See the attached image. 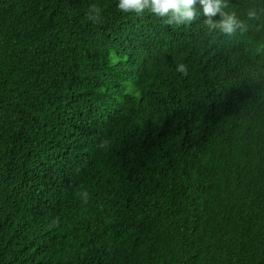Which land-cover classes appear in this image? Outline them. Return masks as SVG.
Returning <instances> with one entry per match:
<instances>
[{
    "label": "trees",
    "instance_id": "obj_1",
    "mask_svg": "<svg viewBox=\"0 0 264 264\" xmlns=\"http://www.w3.org/2000/svg\"><path fill=\"white\" fill-rule=\"evenodd\" d=\"M236 3L260 10L258 44L232 42L254 52L264 0ZM148 13L0 0V264H264V59L191 70L189 105L167 96L143 122L132 100L154 94V48L114 47Z\"/></svg>",
    "mask_w": 264,
    "mask_h": 264
},
{
    "label": "clouds",
    "instance_id": "obj_2",
    "mask_svg": "<svg viewBox=\"0 0 264 264\" xmlns=\"http://www.w3.org/2000/svg\"><path fill=\"white\" fill-rule=\"evenodd\" d=\"M232 0H116V7L121 12H134L137 15L144 13L145 11L152 13L153 18H149L142 25L143 30L151 27L152 33H142L143 40L138 43L139 46L146 45L144 48L147 51L151 50L150 42L154 48V54L147 65L151 69L158 70L159 80L154 86L155 94H164L166 88H171L175 82L176 88H178L181 94H184L187 89V79L190 73L197 64L204 66L210 63L212 66H218L222 72L236 71L234 66L236 63H243L247 66H254L259 64L264 59V46H260L257 51L253 53L246 52V48L239 43L233 41H242L243 39L236 32L245 33L251 27L250 23L241 19L236 12L224 11ZM90 19L95 20L98 13L95 8L91 10ZM259 11L257 8H247L243 15L248 21L257 19ZM217 15V16H215ZM200 17L203 20V24L211 31L214 29V33L211 36L206 30L200 26ZM144 24V25H143ZM151 25V26H150ZM205 32L204 38L199 42L200 46H191L185 52V57L192 63L188 69H185L184 65V49L185 44L188 42L189 37L197 38L199 32ZM221 32V35L218 33ZM141 33L138 30H130L121 39L124 40L125 46L120 47L115 45V49L118 53L125 51L129 44L134 43ZM226 39H230L227 43ZM132 39V41H130ZM232 45V46H231ZM125 49V50H124ZM236 49L241 51L242 55H239V61L230 64V57L228 56V50ZM116 62L120 61V56L115 55ZM137 54L131 53L126 55L124 63L135 64ZM130 57V60L128 59ZM175 62L171 61V59ZM247 60V61H246ZM238 72V71H236ZM176 92V91H175ZM153 94V96L155 95ZM153 96L140 95L138 99L132 100V104L136 107L137 112L143 122H147L156 110L157 105L151 103ZM127 98L125 100V103ZM188 101L177 102L175 108H182L188 106ZM124 103V104H125ZM164 108V107H163ZM204 124V120L200 121ZM200 123H197L199 125Z\"/></svg>",
    "mask_w": 264,
    "mask_h": 264
},
{
    "label": "water",
    "instance_id": "obj_3",
    "mask_svg": "<svg viewBox=\"0 0 264 264\" xmlns=\"http://www.w3.org/2000/svg\"><path fill=\"white\" fill-rule=\"evenodd\" d=\"M236 2H237V0H232V2H231L228 6H226V8H225L224 11L228 12V11L230 10L231 12H236L237 15H238L241 19L245 20V22H247V23H250V22H249V21H248V20H247L242 14H241V13H242V12H241L242 9H241L240 6H238V3H236ZM215 16H217V15H215ZM203 20H204V19H201V17H200V26H199V28H201V29H203V26H205V25L203 24ZM250 24H251V23H250ZM221 34H222L221 32L218 33V35H221ZM233 34H237V35H239V37H241L243 40H246V41H250V42H254V43H255V44H250V45H248L249 47H255L256 44H258L259 34H258L256 28H255L252 24H251V27L249 28V30H248L247 32L242 33V34L239 33V32H236V33H233ZM204 35H205V32H203V30L200 31L198 37L196 38L197 41H198V42H201V41L203 40V38H204ZM245 51L248 52V53H253L251 49H246ZM255 51H257V49H256ZM255 51H254V52H255ZM253 54H254V53H253ZM239 55H240V56H244V55H242L241 51H239ZM228 56H231V55L228 54ZM170 59H171V58H170ZM171 61L175 62V60H173V59H171ZM236 61H239V58H234V56L232 55V56L230 57V64H233V63L236 62ZM246 61H247V60H246ZM201 66H202V65H201ZM129 68H131V70H132V69H133V66L130 65ZM196 68H198V64H197L193 69H196ZM127 69H128V66H126L125 69H124V73H125L126 76H127ZM193 69H192V70H193ZM190 71H191V70H190ZM131 75L133 76V79L136 77V75H135L134 73H131ZM131 75L129 76L128 81H130L129 79H130ZM131 82H132V80H131ZM178 90H179V89L176 88V92L174 93V92H172V91L170 90V88H169V89H165V91L168 92V94H166V95H164V96L161 95L160 97H158V94H155V90H154V94H155L154 97H155L157 100H161V101H156L157 104H158V105H157V108H158V109H161V108L164 107V104H165V101H166V97H167V96H169L170 98H172L171 101H170L169 106L175 105L177 102H180V101H188V100H187V99H188V98H187V95H188V87H187L186 92H185L184 94H181ZM164 93H165V92H164ZM154 97H152V98H154Z\"/></svg>",
    "mask_w": 264,
    "mask_h": 264
},
{
    "label": "bare ground",
    "instance_id": "obj_4",
    "mask_svg": "<svg viewBox=\"0 0 264 264\" xmlns=\"http://www.w3.org/2000/svg\"><path fill=\"white\" fill-rule=\"evenodd\" d=\"M150 17H151V16L147 17V20H149ZM150 26H151V25H150ZM137 30L141 33V34H140L141 36H143L142 33H145V32H146V33H149V34L152 33L151 27H148L146 30H143L142 25H139V26L137 27ZM137 41L140 42L139 39H137ZM131 47H132V48H135L133 45H131ZM252 52H253V50H252ZM137 56H138V55H137ZM128 59L130 60V57H128ZM113 71H114V68H113ZM114 72H115V71H114ZM119 74H120V69H119ZM109 78L112 80V82L114 81V78H113L112 76H110ZM129 80H130V81H129L130 83H131V80H132V81L134 80L132 75H131V77H130ZM112 82H111V83H112ZM102 106L105 107L103 104H102Z\"/></svg>",
    "mask_w": 264,
    "mask_h": 264
}]
</instances>
